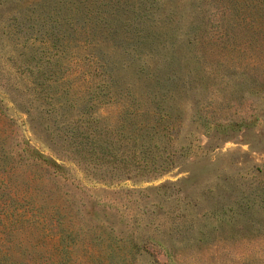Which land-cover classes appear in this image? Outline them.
Instances as JSON below:
<instances>
[{
    "label": "rangeland",
    "instance_id": "374dc122",
    "mask_svg": "<svg viewBox=\"0 0 264 264\" xmlns=\"http://www.w3.org/2000/svg\"><path fill=\"white\" fill-rule=\"evenodd\" d=\"M0 264H264V0H0Z\"/></svg>",
    "mask_w": 264,
    "mask_h": 264
}]
</instances>
